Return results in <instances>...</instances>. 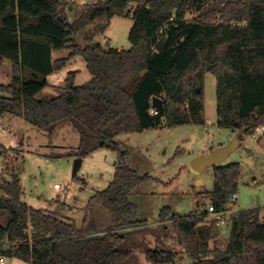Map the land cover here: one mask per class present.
Here are the masks:
<instances>
[{
    "label": "trees",
    "instance_id": "trees-1",
    "mask_svg": "<svg viewBox=\"0 0 264 264\" xmlns=\"http://www.w3.org/2000/svg\"><path fill=\"white\" fill-rule=\"evenodd\" d=\"M61 6L62 0H0V58L12 62L11 81L0 83L5 92L0 116L22 117L48 135L71 123L79 134L77 158L97 147L115 150L113 178L85 207L87 212L100 206L109 225L86 233L83 226L33 208L21 200L19 173L3 172L0 257L15 256L27 264H130L132 250L120 246L124 231L138 224L128 196L147 176L127 165V152L115 136L163 125H203L206 70L216 77L218 126L248 135L263 125L264 0H96L74 21ZM188 12L195 15L187 19ZM115 15L132 19L128 49L76 43L81 27H92L90 40ZM60 50L69 53L53 59L52 52ZM76 55L84 59L90 78L75 84L76 71H70L58 95L37 97L47 76ZM153 97L161 102L157 114L150 112ZM6 152L0 144V156ZM213 176L208 195L218 211L237 191L239 164L214 165ZM259 210L243 208L232 215L224 248L209 247L218 224L215 218L205 221L206 209L175 216L164 207L160 221L172 223L189 264H264ZM145 258L152 264H185L176 251L161 247L147 249Z\"/></svg>",
    "mask_w": 264,
    "mask_h": 264
},
{
    "label": "rangeland",
    "instance_id": "rangeland-1",
    "mask_svg": "<svg viewBox=\"0 0 264 264\" xmlns=\"http://www.w3.org/2000/svg\"><path fill=\"white\" fill-rule=\"evenodd\" d=\"M93 1L96 0H62L61 8L67 19L74 21L87 11ZM194 15L195 12H188L185 18ZM131 26L130 16L115 15L103 31L90 40V25L81 27L74 38L80 46L98 42L105 48L128 49L131 46L128 38ZM68 53L69 50L54 51L52 58L65 57ZM70 71H76L75 84H82L90 78L84 59L76 55L47 76L48 84L37 97L58 95ZM11 75V60L0 58V83H9ZM202 86L203 125H163L138 132H123L114 138L127 152V165L139 176H147L128 196L136 206L135 220L138 224L124 231L120 246L132 250L130 264H152L146 260L145 251L157 247L174 250L177 258H183V263H190L172 223L160 221V211L168 207L170 215L183 216L200 212L203 206L212 204L208 191L213 188V166L196 171L190 161L197 155L208 154L218 146L229 144L235 138H238L236 147L218 163L239 164L237 201L232 206L235 209L258 207L259 217L264 219V135L258 138L237 129L218 126L216 77L211 70L205 71ZM4 94L0 91V95ZM0 144L7 150L0 156V166L5 165L7 175L11 170L19 173L22 201L78 227L84 225L86 215V220H94L84 225L86 233L103 231L107 227L108 224L104 226V218L108 217L105 210L97 206L90 213L91 210L86 212L85 207L90 197L105 188L113 178L118 161L115 150L97 147L77 158L79 134L71 123L59 124L48 135L46 130L8 113L0 116ZM55 154L57 156H53ZM77 159L80 162L75 170ZM231 217L227 214L225 221L219 223L218 236L209 241L210 248L227 245L231 235ZM213 218L214 215L209 213L205 221ZM5 220V216L0 214V223H5ZM3 258L4 264H27L15 256Z\"/></svg>",
    "mask_w": 264,
    "mask_h": 264
},
{
    "label": "water",
    "instance_id": "water-1",
    "mask_svg": "<svg viewBox=\"0 0 264 264\" xmlns=\"http://www.w3.org/2000/svg\"><path fill=\"white\" fill-rule=\"evenodd\" d=\"M199 90V88H197ZM161 102L158 98H152V107H159ZM238 143V138H235L229 144L224 146H218L210 151L208 154H201L195 156L191 161V167L196 171H202L204 168L208 166H214L223 161L228 154L236 147ZM79 159L75 162V170L79 165ZM206 206H203L202 209H205Z\"/></svg>",
    "mask_w": 264,
    "mask_h": 264
},
{
    "label": "built area",
    "instance_id": "built-area-1",
    "mask_svg": "<svg viewBox=\"0 0 264 264\" xmlns=\"http://www.w3.org/2000/svg\"><path fill=\"white\" fill-rule=\"evenodd\" d=\"M183 107H187V105H184ZM150 112L152 114H157L158 111H157L156 107H152L150 109ZM252 134L255 135V136H257L258 138L261 137V136H263L264 135V124L263 125H260V126H257L254 129V131H253ZM5 169H6L5 165L2 164L0 166V173L5 172ZM54 186L55 187H58L57 184H55ZM236 198H237L236 193H233L231 195V197H230L227 205H225V207L222 208L221 210H218V211L215 210V208L213 207V204H209L205 209L209 213H211V214L214 215V218L217 220V224H219V223L225 221V218H226V215L227 214H230V216H232L237 211V209L233 208V206H232L234 204V202L236 201ZM4 263H5L4 258L3 257H0V264H4Z\"/></svg>",
    "mask_w": 264,
    "mask_h": 264
},
{
    "label": "crops",
    "instance_id": "crops-1",
    "mask_svg": "<svg viewBox=\"0 0 264 264\" xmlns=\"http://www.w3.org/2000/svg\"><path fill=\"white\" fill-rule=\"evenodd\" d=\"M52 53H53V52H52ZM58 58H59V57H58ZM60 58H61V57H60ZM53 59H56V58H53ZM198 181H199V180H198ZM198 181H197V182H198ZM56 188H57V187H56ZM236 201H237V199H236ZM236 201H235V202H236ZM235 202H234V203H235ZM95 208H96V206H93V207L91 208L90 213H91L92 210L95 209ZM237 210H238V209H237ZM105 220H106V222H105ZM262 220H264V219H262ZM89 222H94V220H91V221L86 220L85 224H88ZM104 222H105L104 226H106L107 224L109 225L108 217H105V218H104ZM85 224H84V225H85ZM84 225H83V228L85 227ZM96 225H97V224H96ZM99 225H101V224H99ZM99 225L97 226L98 228H99ZM108 225H107V226H108ZM218 226H219V224H218ZM98 231H99V230H98Z\"/></svg>",
    "mask_w": 264,
    "mask_h": 264
}]
</instances>
